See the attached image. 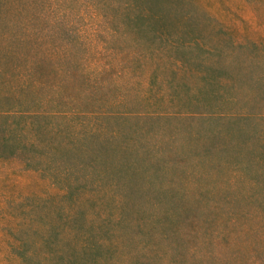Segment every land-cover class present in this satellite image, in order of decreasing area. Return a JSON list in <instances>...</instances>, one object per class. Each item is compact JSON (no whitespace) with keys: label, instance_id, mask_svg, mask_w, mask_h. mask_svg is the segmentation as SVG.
<instances>
[{"label":"rangeland","instance_id":"1","mask_svg":"<svg viewBox=\"0 0 264 264\" xmlns=\"http://www.w3.org/2000/svg\"><path fill=\"white\" fill-rule=\"evenodd\" d=\"M33 1L0 0V125L28 109L27 133L44 127L40 151L0 161V223L74 215L99 264H203L208 249L236 264L264 235V0H183L190 18L163 29L99 0ZM56 31L79 57L45 53ZM170 217L184 252L160 230L159 251L135 244V225Z\"/></svg>","mask_w":264,"mask_h":264},{"label":"trees","instance_id":"2","mask_svg":"<svg viewBox=\"0 0 264 264\" xmlns=\"http://www.w3.org/2000/svg\"><path fill=\"white\" fill-rule=\"evenodd\" d=\"M62 0H55L52 3L53 8L58 5ZM84 3L87 0H82ZM102 2L103 7L110 6L116 10L122 12V17L128 22H135L139 24H148V25H159L161 29L170 25L174 21H183L190 18L183 10L184 1L183 0H99ZM31 2L34 3L33 0ZM20 4V3H19ZM89 6L90 3L87 2ZM20 7V6H18ZM23 8V7H22ZM21 8V9H22ZM62 20V15L56 19L57 21ZM44 28V27H43ZM40 30V29H39ZM58 31L54 33H46L39 36V44L43 43L42 38L47 37L45 53H53L51 56L61 55L65 58H75L79 57V48L76 46L70 38V32L64 31L61 35L59 41L57 40L59 36ZM34 42L35 39L31 38ZM38 40V39H37ZM61 47V48H60ZM37 68H45L44 64H40ZM105 68V67H104ZM103 68V69H104ZM66 109L57 110V114L68 112ZM76 111V110H74ZM3 111H0V114ZM6 112V111H5ZM73 112V111H70ZM18 113L21 119H23L21 126H13L10 123H4L0 125V161L2 162L5 159L15 157L16 154H21L22 152L26 153L29 150H39V140H42L41 129L44 130V127L41 126L35 128L33 132L27 133V130L30 129V123L24 121V119H29L35 117V115H40L37 110H20L18 112H13V114ZM75 113V112H74ZM30 146V147H29ZM29 157L38 158L32 154ZM40 158V157H39ZM31 160V159H30ZM29 162V161H27ZM261 210L264 211V204L261 205ZM14 229L9 225H3L0 223V227L8 228L6 236L9 239H6L2 245H5L4 251H0V264H99V256L96 246H99L96 242H88L86 239L78 241L76 239V234L72 233L74 230V225L76 217L74 215L62 216L60 215L58 219L48 220L43 222L47 224L48 231L43 229L40 230L29 227L30 222L25 219H15ZM122 221H124L122 219ZM173 220L170 218H165L163 220H158L154 223L144 224L142 226L135 225L134 229L141 232V239L137 240L138 245L143 247H148L153 251H159L157 248L160 246V241L156 239V235L160 232L162 234L160 237L170 241L171 248H175V254H178L180 251L184 252L185 245L182 240L175 233ZM121 223V221H120ZM127 225V223H125ZM50 228V230H49ZM53 228V229H52ZM172 231V234L169 231ZM157 229V232L155 230ZM160 230V232L158 231ZM50 232V234H48ZM20 234V235H18ZM249 233L244 232V239L236 244L237 251L242 248L243 250L247 247V235ZM3 235L0 232V243L1 237ZM260 237L254 241V245L249 248L247 254L236 255L235 258H232L231 263L236 264H246L243 261L253 258L252 264H264V259L262 261L255 255L256 253H261L264 255V235H259ZM249 238H254L253 234L249 235ZM5 254V256H2ZM205 260L202 259L203 264H214L213 263V252L208 249L204 252ZM177 261H181L179 256H174ZM173 261V258H172ZM196 263V259L193 264ZM136 264V261L133 262ZM139 264V262H138ZM144 264V263H140ZM184 264V263H182ZM251 264V263H250Z\"/></svg>","mask_w":264,"mask_h":264}]
</instances>
